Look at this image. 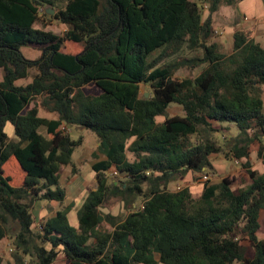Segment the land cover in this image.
<instances>
[{"label":"trees","instance_id":"1","mask_svg":"<svg viewBox=\"0 0 264 264\" xmlns=\"http://www.w3.org/2000/svg\"><path fill=\"white\" fill-rule=\"evenodd\" d=\"M239 1L211 0L203 18L196 0H0V241L11 234L9 219L17 222V264L26 256L29 264H53L60 254L70 264H264V172L250 161L253 152L264 157V45L250 30L235 31L230 53L211 41L218 4ZM46 5L68 25L63 36L34 26ZM65 40L83 48L63 51ZM29 44L42 45L39 58L26 57ZM156 50H201L182 62L201 71L175 77L177 64L150 60ZM32 68V80L18 83ZM89 83L101 92H85ZM142 83L149 96H141ZM172 103L184 114L167 115ZM38 106L57 116L39 115ZM226 123L238 134L220 144L215 125ZM68 128L98 138L92 168L99 185L79 207L77 224L68 204L34 227L33 200L66 198L60 170L83 144ZM220 152L245 159L249 185L208 178L199 197L189 187L170 188L187 172L208 175L210 155ZM10 162L15 177L5 171ZM110 169L127 180L109 182ZM111 196L129 204L141 197L143 207L122 219L104 214Z\"/></svg>","mask_w":264,"mask_h":264},{"label":"rangeland","instance_id":"2","mask_svg":"<svg viewBox=\"0 0 264 264\" xmlns=\"http://www.w3.org/2000/svg\"><path fill=\"white\" fill-rule=\"evenodd\" d=\"M105 1V0H102ZM199 4L203 2H207L209 6L211 5V0H196ZM46 6L42 7V11L40 13L38 21L35 23L36 28H41L46 31H52L60 36H63L66 30L68 29V25L64 22H61L58 19L52 17V15L57 11L54 9L52 14L46 12ZM210 8V7H209ZM231 9L235 16L243 15L246 10L242 5L238 4H227L224 2H220L218 4L217 10L213 15V25H214V33L211 41H215L218 44V48L225 53H230L232 51L233 42L231 38L228 36V32L226 31V27L223 25L231 22V15L228 19H225L227 12ZM210 10V9H209ZM204 11L203 17L206 18L210 11ZM250 19V17H249ZM222 26V27H221ZM222 28V29H221ZM219 30V31H216ZM261 41L262 45H264V40ZM83 48V45L74 41L65 40L62 46V50L66 52H77ZM23 51L27 58L37 59L42 53V45L40 44H29L23 47ZM169 54L161 56V50H156L154 53L150 55V60L158 59V65L164 64H177L175 68V77L183 78L186 76H195L201 71L202 65H198L197 67L190 66V64H184L183 60L186 55H202L201 50L188 51L180 56L179 53L172 54L170 50ZM178 60V61H177ZM37 74V69H30V74L28 77L20 79L18 83L26 84L30 82ZM3 77V70L0 69V80ZM83 90L87 93L98 94L101 92V89L95 83H89L83 86ZM151 88L145 83L141 84V96H149L151 93ZM37 104V101H33L29 108L34 107ZM39 108V106H38ZM43 114V113H42ZM176 114H184V110L181 105L177 103H172L167 109V115H176ZM165 116L160 115L157 116L158 121L164 120ZM218 128L215 135L219 140L220 144H223L224 138H233L238 134V128L236 125L229 123L215 125ZM72 128H68V132L71 131ZM7 131L11 139H17L15 135L14 126L11 123H8ZM42 132L46 133L43 129ZM47 134V133H46ZM71 135L74 138H78L79 136H83V144L78 146L73 154L72 163L67 165H62L60 170V181L61 184L66 188V198L63 203H59L57 201H43L42 199H35L31 202V209L34 212V227L40 228V224L44 223L50 216L55 214V212L68 204H70V210L68 213L70 222L77 224V211L86 196L89 194L91 190H94L98 187L99 183L96 177V172L92 168L93 163L97 160V157L94 156V152L96 151V145L98 138L95 134L86 129H77L72 130ZM228 136V137H227ZM128 158L132 159L133 154L128 152ZM14 160V158H13ZM210 160L213 168L207 170L208 178L211 183L219 182L223 177L229 176L233 178V188H243L251 183V179L246 169L243 167L242 162L245 159L239 160L228 158L223 152L213 153L210 155ZM250 161L252 163V168L259 170L260 172H264V157L257 154V152H253L250 157ZM16 165L10 162L5 165V171L10 172L13 177V172H16ZM112 169L107 171V177L109 182L116 180L117 182L126 181L127 177L125 174H112ZM208 178H205V174L201 172H187L184 176H180L170 183V188L180 189L183 187H189L191 192L195 197H199L204 189L205 182ZM48 202V203H47ZM143 199L141 197L136 199L134 204H129L121 199V197L111 196L107 200L102 203L100 210L104 214H113L117 215L119 218H124L130 212V210H134L135 206H139L142 204ZM137 208V207H136ZM40 213V215H39ZM104 228L110 230L112 226L105 222ZM17 222L9 219L7 223V229L11 233L7 235L4 241H2L0 246V264H17L15 258L16 245L13 243V234L18 231ZM259 235L261 237L264 236V210L261 213V228L259 230ZM158 256V255H157ZM24 264H29V256L25 257ZM54 264H67L63 256H59L58 259L54 262ZM237 264V263H234Z\"/></svg>","mask_w":264,"mask_h":264},{"label":"crops","instance_id":"3","mask_svg":"<svg viewBox=\"0 0 264 264\" xmlns=\"http://www.w3.org/2000/svg\"><path fill=\"white\" fill-rule=\"evenodd\" d=\"M238 3L240 5H242L243 8L246 10V12L243 15L235 16L234 12L231 9H229L226 16H224L225 19H228V17L231 15V22H228L227 24L223 25L224 28L226 27V31L228 32L227 33L228 36L230 35L229 38H231V40L233 42V36H234L235 31H237V30H250V31H252V34L257 41L261 40V39L264 40V0H241ZM245 16L248 17V19H245L244 18ZM249 17H250V19H249ZM38 114L41 116L48 117V118H55L57 116L54 112L47 111L40 106H39ZM237 161L239 162V160H237ZM43 201H47V200H43ZM134 205H136V204H134ZM32 212H33V209H32ZM33 214H34V212H33ZM39 215H40V213H39ZM53 215H55V214H53ZM5 238L6 237H4L0 241V246H1L2 241L5 240ZM61 255L65 259L63 254H60L59 256H61ZM158 257L159 256H156L157 259H158ZM65 261L67 264H70L68 260L65 259ZM160 264H163V263H160Z\"/></svg>","mask_w":264,"mask_h":264},{"label":"built area","instance_id":"4","mask_svg":"<svg viewBox=\"0 0 264 264\" xmlns=\"http://www.w3.org/2000/svg\"><path fill=\"white\" fill-rule=\"evenodd\" d=\"M201 7H202V9L204 10V11H208L209 10V4L207 3V2H203L202 4H201ZM245 19H248V17H244ZM216 31H219V30H216ZM118 172L116 171V170H114V171H112V174H117ZM205 178H208V175L206 174L205 175ZM140 207H143V204L142 205H140Z\"/></svg>","mask_w":264,"mask_h":264},{"label":"water","instance_id":"5","mask_svg":"<svg viewBox=\"0 0 264 264\" xmlns=\"http://www.w3.org/2000/svg\"><path fill=\"white\" fill-rule=\"evenodd\" d=\"M46 12H48V13H50V14H52L53 12H54V9L52 8V6L51 5H47V7H46Z\"/></svg>","mask_w":264,"mask_h":264}]
</instances>
